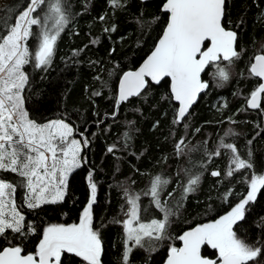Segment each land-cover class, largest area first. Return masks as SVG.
Masks as SVG:
<instances>
[{"label": "trees", "instance_id": "obj_1", "mask_svg": "<svg viewBox=\"0 0 264 264\" xmlns=\"http://www.w3.org/2000/svg\"><path fill=\"white\" fill-rule=\"evenodd\" d=\"M28 2L8 0L0 8V16L5 15L4 9L15 5L8 14V23L13 24L17 10L23 11ZM164 2L126 0L125 7L113 10L108 0H69L74 16L56 41L51 65L46 71L34 68L32 63L25 66L29 74L25 107L30 118L42 123L64 118L74 126L73 136L87 138L89 145L81 155L87 163H82L69 177L62 202L30 210L24 204L25 189L17 188L16 204L36 228V233L29 234L22 242L24 254L36 251L42 230L49 224L79 223L89 199L90 171L97 184L93 223L102 233V264H121L124 228L115 221L127 218L129 205L125 189L128 194L139 196L141 217L161 219L163 212L149 190L154 177L169 180L159 196L161 204L175 213L170 217L167 238L153 241L157 250L151 253L150 259L143 249H134L131 255V264H162L169 247L180 246L179 236L194 225L213 222L227 214L247 194L246 181L252 172L264 174V97L259 109L249 108L246 103L251 90L261 82L250 76L247 69L251 57L264 45V22L261 21L264 0H227L228 15L224 23L226 28L238 32L241 59L230 66L227 82L214 75L216 69L211 65L204 74L209 88L180 125L173 124L177 105L171 98L168 79L116 106L120 76L142 62L163 31L168 19V14L162 11ZM141 14L145 20L157 18L147 31H142L136 23ZM100 16L105 19L100 20ZM241 20L243 24L237 28ZM113 25L115 31H104ZM33 30H37L35 26ZM28 46L34 52L35 39H30ZM94 91L101 94L93 96ZM114 111L115 119L111 115ZM183 123L188 124L187 129ZM196 128L200 131L195 132ZM228 129L233 134L225 137ZM125 132L130 136L127 147ZM181 137H185L187 147L182 146L184 154L178 156L175 146ZM221 138L224 143L234 144L242 159L247 160L251 151L254 168L242 169L228 177L227 171L234 168L232 153L218 147ZM111 145L116 148L108 153ZM217 150L220 155L209 159L206 152ZM212 171L221 175L212 176ZM196 175L200 176L199 184L194 186L195 191L186 194L184 188L189 178ZM0 177L17 184L20 179L3 172ZM229 189L232 195L225 199ZM233 230L249 243L259 240L264 244V189L246 206L244 219L233 225ZM8 239H12V234ZM13 242L21 243V240L17 237ZM2 246H7V240L0 238ZM203 254L218 258L217 250L208 245ZM62 261L63 264H86L74 254L64 255Z\"/></svg>", "mask_w": 264, "mask_h": 264}, {"label": "snow or ice", "instance_id": "obj_2", "mask_svg": "<svg viewBox=\"0 0 264 264\" xmlns=\"http://www.w3.org/2000/svg\"><path fill=\"white\" fill-rule=\"evenodd\" d=\"M108 3L113 10L126 6V0H108ZM14 7L4 9L5 15L0 16V172L15 174L20 179L17 184L0 177V238L7 240V246L0 247V264H63L62 257L66 254L81 257L86 264H101L102 233L93 223L97 184L91 171L87 177L89 199L79 223L49 224L42 230L36 251L24 254L22 242L29 234H35L36 228L26 220L16 204L14 194L17 188L25 189L24 204L30 210L62 202L67 193L69 177L82 163H87L81 152L88 147L89 140L74 139L76 130L64 118L38 122L30 118L25 107V92L29 87V74L25 66L32 63L34 68L46 71L51 65L56 41L74 16L69 0H29L23 11L17 10L15 22L9 24L8 14ZM84 8L87 9V2ZM227 8V0H165L162 11L168 14V21L163 34L142 66L136 71H125L121 76L116 106L130 97L140 96L153 83L160 85L165 78H170L171 98L178 102L173 124L180 125L190 115L189 109L198 94L209 88V84L201 79L206 67L213 65L216 69L214 75L227 82L230 79V66L241 59L238 32L225 27ZM99 19L103 21L105 17L100 16ZM156 19L145 20L141 14L136 18V23L142 31H147ZM261 21L264 22V13H261ZM242 24L243 20L236 27ZM34 26L36 31L33 30ZM115 30V25L104 29L106 32ZM30 39L36 41L34 52L28 46ZM247 71L250 76L264 81V45L251 57ZM100 94L99 91L92 93L93 96ZM262 97L264 82L251 90L246 99L247 107L261 108ZM111 115L115 119L117 113L114 111ZM228 119L235 123L231 117ZM183 127L187 129L188 124L183 123ZM199 131V128L195 129V132ZM230 134H233L232 129H228L224 136ZM124 137L127 147L129 133L125 132ZM182 146L187 147L185 137L176 143L178 156L184 154ZM218 147L232 153L230 159L234 168H229L226 173L228 177L242 169L254 168L251 151L245 160L238 155L236 146L224 143L223 138ZM115 148L116 145H111L107 152L113 153ZM206 154L211 159L220 155V151ZM211 175L220 176L221 173L212 171ZM199 181V175L190 177L184 192L195 191L194 186ZM246 182L248 191L239 203L215 221L198 225L179 236L183 247L170 246L165 264H264V244L259 240L249 243L233 230V225L244 219L246 206L254 202L257 193L264 189V174L252 172ZM168 183L169 180L160 176L153 178L149 191L163 217L147 224L138 222L139 196H132L125 189L128 218L115 221L122 223L124 228L121 264H131L134 249H143L150 259L151 253L157 250L153 241L167 238L170 217L175 213L161 204L159 196L163 186ZM231 195L229 189L224 194L225 199ZM9 234H12V239H8ZM17 237L21 243L13 242ZM204 245L217 250L218 259L202 256L200 250Z\"/></svg>", "mask_w": 264, "mask_h": 264}, {"label": "water", "instance_id": "obj_3", "mask_svg": "<svg viewBox=\"0 0 264 264\" xmlns=\"http://www.w3.org/2000/svg\"><path fill=\"white\" fill-rule=\"evenodd\" d=\"M141 1L146 2V1H150V0H141ZM163 12H164V11H163ZM164 13H165V12H164ZM167 21H168V19H167ZM166 23H167V22H166ZM165 27H166V24H165V26H164V28H163V31H164ZM226 29H228V30H234V29H230V28H226ZM163 31H162L161 35L159 36V38L162 36ZM234 31H235V30H234ZM159 38H158V40H159ZM158 40L156 41L154 47H155L156 44L158 43ZM205 43L208 44V42H205ZM154 47L152 48V50H154ZM152 50L147 54V56L142 60V62H141L136 68H134V69H130V70H127V71H136V70H138V69L142 66L143 62L147 59L148 55L151 54ZM210 66H211V65H209V66L206 67L205 73L208 71V69L210 68ZM205 73H202V74H201V79H202V81L207 82L206 80H204V74H205ZM122 75H123V74H122ZM122 75H121V76H122ZM121 76H120V78H121ZM120 78H119V80H120ZM165 79H168L169 82H170V78H165ZM165 79H164V80H165ZM261 82H264V81H261ZM207 83H208V82H207ZM153 85H155V84L153 83ZM118 88H119V82H118V87H117V95H118ZM206 90H207V89H206ZM206 90L201 91V92L198 94V96H197L195 102L192 104V106H191L190 109H189V113L194 109V107L196 106V104H197L198 101H199L200 96H201ZM134 97H137V96H134ZM116 98H117V97H116ZM131 98H133V97H130L128 100H130ZM128 100H127V101H128ZM173 101H174V103L177 105V108H178V102H176L175 100H173ZM125 102H126V101H125ZM122 103H123V102H122ZM122 103H121V104H122ZM121 104H120V105H121ZM198 225H201V224L194 225L193 227L187 229L186 231H189V230L195 228V227L198 226ZM186 231H185V232H186ZM182 235H183V234H182ZM180 247H183V242H182V241H181L180 246L177 247V248H180ZM204 247H205V245L202 246V247H201V250H200L202 256H204V254H203V249H204ZM204 257L209 258V259H213V260L218 259V258H210V257H208V256H204ZM166 259H167V257L165 258V260L163 261L162 264H165ZM101 264H102V263H101Z\"/></svg>", "mask_w": 264, "mask_h": 264}, {"label": "rangeland", "instance_id": "obj_4", "mask_svg": "<svg viewBox=\"0 0 264 264\" xmlns=\"http://www.w3.org/2000/svg\"><path fill=\"white\" fill-rule=\"evenodd\" d=\"M8 2V0H0V8L2 7V6H4L6 3ZM211 67V66H210ZM210 69V68H209ZM208 69V70H209ZM73 138L74 139H77V140H81L80 138H78V137H74L73 136ZM82 152H83V149H82ZM82 152H81V155H82ZM138 203V202H137ZM138 216H139V223H150L153 219H147V218H144V217H141V215H140V210H139V203H138ZM128 218V217H127ZM126 218V219H127ZM179 247V246H178Z\"/></svg>", "mask_w": 264, "mask_h": 264}]
</instances>
